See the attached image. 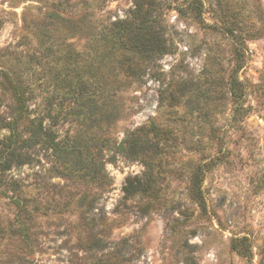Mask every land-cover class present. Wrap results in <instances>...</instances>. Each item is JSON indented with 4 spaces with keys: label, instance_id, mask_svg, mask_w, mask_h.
I'll return each instance as SVG.
<instances>
[{
    "label": "rangeland",
    "instance_id": "1",
    "mask_svg": "<svg viewBox=\"0 0 264 264\" xmlns=\"http://www.w3.org/2000/svg\"><path fill=\"white\" fill-rule=\"evenodd\" d=\"M138 1L0 0V149L11 84L51 131L0 172L21 187L0 189V264H264V0H153L167 52L102 60L86 28ZM81 81L121 87L112 121L66 95ZM142 129L143 158L118 150ZM133 179L150 193L127 196Z\"/></svg>",
    "mask_w": 264,
    "mask_h": 264
},
{
    "label": "trees",
    "instance_id": "2",
    "mask_svg": "<svg viewBox=\"0 0 264 264\" xmlns=\"http://www.w3.org/2000/svg\"><path fill=\"white\" fill-rule=\"evenodd\" d=\"M153 3V0L148 4L143 1H138L129 19L113 21L109 26H100L95 28V30L92 26L86 28L89 31L88 35L95 36L94 39L92 38L94 42L97 40L102 41V45H99L101 48L103 47L102 60L105 57L111 59L120 51L123 52L125 58L130 57L128 53L139 54L142 60L145 58L153 59L157 53L165 54L167 52L166 41L163 39L162 30H160L159 18L155 14L156 10H153ZM68 59H71V55ZM87 68V72L89 74L92 73L91 67L89 68L87 66ZM130 75L136 76V71H133V74ZM11 85L17 103L11 109L12 116L10 121L3 119L4 128L9 130L10 135L1 141L0 172L2 174L11 170L13 166L31 164L34 160L32 151L35 142L39 139L40 135L46 138L51 134L50 130L43 128L42 123L36 125V120L30 119L28 98L25 96L24 89L18 85ZM238 85H240V82L234 77L231 91L234 102H238L240 98V91L237 89ZM70 87L74 90H70L66 95L75 97L76 101L91 100L97 96L103 102L101 114H103L105 120L102 119V121H108V123L112 121L111 118L114 112L110 111L111 106L109 102L114 101V98L117 97V92L122 90L120 86L118 87V85L105 82L92 86L87 81H81L75 85L71 84ZM23 120L27 122L24 126L28 131L26 136L20 131V123ZM149 132L150 130L145 131L144 129L139 134L131 132L129 137L118 146V150L133 159L143 158L149 146ZM106 140L107 138L104 139L103 143L107 142ZM48 141L52 143L51 145H55L54 148L56 151L67 154V148L65 151L64 146L56 142V139L51 137L49 140H45L47 144ZM5 185L16 188V191L21 190L17 181H11L5 184L3 179L0 178V189H3ZM124 191L127 196H132L137 193L148 194L150 193V187L141 180L133 179L128 181ZM18 204H20L19 200Z\"/></svg>",
    "mask_w": 264,
    "mask_h": 264
}]
</instances>
